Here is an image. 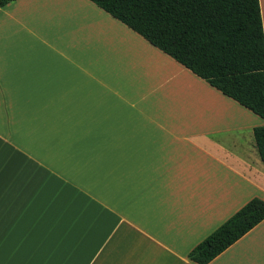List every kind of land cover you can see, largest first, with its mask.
<instances>
[{
    "label": "crops",
    "instance_id": "1",
    "mask_svg": "<svg viewBox=\"0 0 264 264\" xmlns=\"http://www.w3.org/2000/svg\"><path fill=\"white\" fill-rule=\"evenodd\" d=\"M263 125L91 0L0 7V264H199ZM208 264H264V220Z\"/></svg>",
    "mask_w": 264,
    "mask_h": 264
},
{
    "label": "trees",
    "instance_id": "2",
    "mask_svg": "<svg viewBox=\"0 0 264 264\" xmlns=\"http://www.w3.org/2000/svg\"><path fill=\"white\" fill-rule=\"evenodd\" d=\"M15 0H0L3 7ZM225 95L264 118V23L260 0H91ZM264 162V125L254 129ZM264 220L252 198L196 245L208 264Z\"/></svg>",
    "mask_w": 264,
    "mask_h": 264
}]
</instances>
